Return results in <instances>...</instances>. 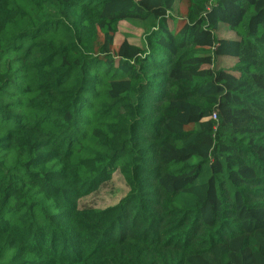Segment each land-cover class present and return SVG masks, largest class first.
Segmentation results:
<instances>
[{
    "label": "trees",
    "instance_id": "16d2710c",
    "mask_svg": "<svg viewBox=\"0 0 264 264\" xmlns=\"http://www.w3.org/2000/svg\"><path fill=\"white\" fill-rule=\"evenodd\" d=\"M180 1L0 0V264H264V0Z\"/></svg>",
    "mask_w": 264,
    "mask_h": 264
},
{
    "label": "rangeland",
    "instance_id": "374dc122",
    "mask_svg": "<svg viewBox=\"0 0 264 264\" xmlns=\"http://www.w3.org/2000/svg\"><path fill=\"white\" fill-rule=\"evenodd\" d=\"M177 22L179 23V19L185 15L186 12V4L184 1H180L177 6ZM127 36V39L134 43H139L140 38L142 36V31L139 28L132 26L127 22H120L118 26V30L114 36V44L113 47L116 48L118 44ZM219 36L231 37L232 34L228 32L227 29H220L218 31ZM220 65H225L230 67L233 64V60L229 57H222ZM127 186L125 182L118 172L114 174L113 182L106 187H103L99 193L95 195L88 196L83 200V203L93 204L98 207H104L117 202V200L126 193Z\"/></svg>",
    "mask_w": 264,
    "mask_h": 264
}]
</instances>
